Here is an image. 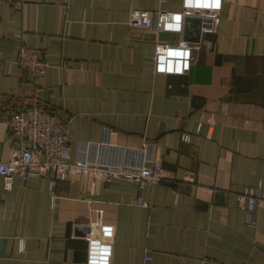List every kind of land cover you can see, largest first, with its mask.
Wrapping results in <instances>:
<instances>
[{"label": "crops", "instance_id": "obj_1", "mask_svg": "<svg viewBox=\"0 0 264 264\" xmlns=\"http://www.w3.org/2000/svg\"><path fill=\"white\" fill-rule=\"evenodd\" d=\"M182 5L0 4V114L36 102L66 115L72 160L91 142L154 141L165 177L138 186L74 175L52 186L48 174L7 189L0 176V264H86L92 223L95 235L115 228L111 264H264V205L249 213L236 199L249 187L264 192V0H223L214 32L184 34L200 46L191 70L159 74L157 43L182 35L161 39L129 16ZM22 46L45 50L49 67L20 69ZM12 149L0 122V159Z\"/></svg>", "mask_w": 264, "mask_h": 264}, {"label": "built area", "instance_id": "obj_2", "mask_svg": "<svg viewBox=\"0 0 264 264\" xmlns=\"http://www.w3.org/2000/svg\"><path fill=\"white\" fill-rule=\"evenodd\" d=\"M24 0H0L11 6H21ZM187 9L184 6L180 11L164 9L156 11L134 10L129 16V25L132 28L150 30L157 34L166 32L182 35L180 40L159 41V46L176 48L181 42L186 43L190 50L188 68L182 74H169L158 71V58L154 56V69L159 74L184 75L187 74L194 62V51L200 46L198 42L184 36L188 19L197 21L201 34L212 33L216 30L219 13L222 10ZM179 14L182 16V30L180 32L165 31L161 17ZM194 22V21H193ZM16 65L23 71L31 74L43 73L49 67L45 50L22 46L16 57ZM0 122L8 130V140L13 149L8 160L0 159V176L6 188L11 189L16 177L27 182L35 176L51 174V184L54 186L60 180H69L78 175L81 178L111 182L114 179H126L142 186L144 184L159 185L164 180L162 158L154 141L146 142L142 147L134 148L112 144L107 139L101 142H91L85 150V157L72 160L70 152L71 120L64 114L48 110L32 103L24 108H14L5 115L0 114ZM107 136V133H106ZM186 139V138H185ZM8 185L11 187L9 188ZM237 202L245 205L251 213L261 211L264 205V192L260 185L246 188L237 194ZM97 224L87 226L88 239L99 240L102 244L110 246V264L113 257L115 228L110 224L99 225V234L95 235ZM112 229L111 235L105 231ZM89 262V257L86 264Z\"/></svg>", "mask_w": 264, "mask_h": 264}, {"label": "clouds", "instance_id": "obj_3", "mask_svg": "<svg viewBox=\"0 0 264 264\" xmlns=\"http://www.w3.org/2000/svg\"><path fill=\"white\" fill-rule=\"evenodd\" d=\"M222 0H184V6L187 9H208L219 10ZM163 29L165 31L180 32L182 30V16L174 14L161 17ZM156 56L158 58V71L167 72L169 74H182L187 70L189 64L188 59L190 50L186 43L181 42L178 47L159 46L156 48ZM10 188L11 186L8 185ZM111 235L112 229L105 230ZM23 251V247H21ZM111 248L102 244L99 240H89V262L88 264H110Z\"/></svg>", "mask_w": 264, "mask_h": 264}, {"label": "water", "instance_id": "obj_4", "mask_svg": "<svg viewBox=\"0 0 264 264\" xmlns=\"http://www.w3.org/2000/svg\"><path fill=\"white\" fill-rule=\"evenodd\" d=\"M196 21L197 20L193 19V18L188 19V24H187V29H186V34H191L189 36H191V38H193V39H198L199 38V31H198L199 27L198 26L196 27V25H197ZM190 23H193V24H196V25L195 26H189ZM194 29H195V32H193ZM172 35H176V34H169V33H166V32H163V33L159 34L161 39H169ZM194 35H195V37H194Z\"/></svg>", "mask_w": 264, "mask_h": 264}]
</instances>
